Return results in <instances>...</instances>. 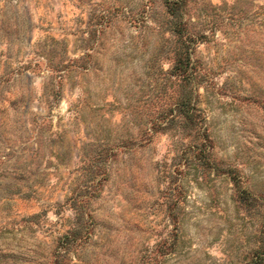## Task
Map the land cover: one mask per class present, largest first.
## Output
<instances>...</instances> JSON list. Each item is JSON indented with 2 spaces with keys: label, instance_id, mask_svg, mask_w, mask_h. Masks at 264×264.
<instances>
[{
  "label": "rangeland",
  "instance_id": "1",
  "mask_svg": "<svg viewBox=\"0 0 264 264\" xmlns=\"http://www.w3.org/2000/svg\"><path fill=\"white\" fill-rule=\"evenodd\" d=\"M0 264H264V0H0Z\"/></svg>",
  "mask_w": 264,
  "mask_h": 264
}]
</instances>
